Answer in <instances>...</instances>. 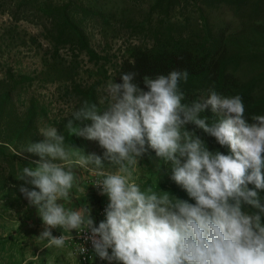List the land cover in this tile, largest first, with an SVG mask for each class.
<instances>
[{
	"label": "clouds",
	"instance_id": "obj_1",
	"mask_svg": "<svg viewBox=\"0 0 264 264\" xmlns=\"http://www.w3.org/2000/svg\"><path fill=\"white\" fill-rule=\"evenodd\" d=\"M136 76L122 73L121 83L109 81L103 108L84 101L71 115L83 126L73 119L65 124L72 136L98 142L103 156L66 146L65 136L47 125L38 129L41 141L16 152L39 157L17 179L43 225L37 240L63 249L69 236L52 230L75 231L84 240L76 249L80 264L81 257L107 264H264V115L247 118L240 95L225 96L215 87L201 93L203 102L182 103L187 70L144 76L147 91L134 82ZM209 106L223 118L209 123L201 115ZM189 123L229 154L210 151L185 129ZM149 149L170 162L171 180L194 203L138 182V162ZM77 168L96 176L92 186L107 198L98 225L88 209L61 203L74 187L83 191Z\"/></svg>",
	"mask_w": 264,
	"mask_h": 264
},
{
	"label": "trees",
	"instance_id": "obj_2",
	"mask_svg": "<svg viewBox=\"0 0 264 264\" xmlns=\"http://www.w3.org/2000/svg\"><path fill=\"white\" fill-rule=\"evenodd\" d=\"M127 1L136 3L140 0ZM217 6L225 8L238 20L237 29L229 31L225 27L207 25L203 10ZM39 10L44 16L42 34L53 55L59 49H65L74 57L83 54L89 62H101L103 56L91 46L71 0H42ZM83 10L96 16L103 15L97 9ZM193 14H197L203 23L199 33L191 29ZM122 25L129 38L136 39L137 44L130 49L129 58L115 67L112 81L121 83L122 73L135 72L134 82L147 91L143 84L144 76L155 78L172 70H187L188 82L180 85L185 93L182 103L203 102L201 93L215 87L225 96L240 95L247 118L264 115V0H152L142 20L132 22L128 18ZM19 82L9 71L0 77V191H16L14 188L21 182L17 180L22 170L21 163L39 160L37 155L27 151L23 156L16 155L22 146L42 140L37 126L41 108L32 99L23 110L15 104L13 96ZM97 86V81L70 82L65 88L69 108L58 119H53L50 125L65 136L66 146L73 144L82 153L90 150L103 156L104 150L98 142L72 136L65 127L67 121L73 119L72 113L84 101L103 108ZM201 115L207 117L209 123L222 118L210 106ZM73 123L83 126L74 119ZM83 123L90 125L91 121ZM185 129L198 136L210 151L229 154L226 146L219 145L214 137L194 124L185 125ZM6 148L10 151H5ZM139 163L149 174L142 184L155 185L157 191H167L180 199L189 200L186 192L171 180L170 162L165 163L149 149ZM151 177L160 178V181L151 184ZM261 195L264 196V193Z\"/></svg>",
	"mask_w": 264,
	"mask_h": 264
},
{
	"label": "rangeland",
	"instance_id": "obj_3",
	"mask_svg": "<svg viewBox=\"0 0 264 264\" xmlns=\"http://www.w3.org/2000/svg\"><path fill=\"white\" fill-rule=\"evenodd\" d=\"M41 1L0 0V77L9 71L20 81L13 96L19 110L24 109L29 99L41 108L37 121L38 129L45 125L51 126L53 119H58L67 112L69 99L65 88L70 82L97 81L98 95L102 97L104 87L112 81L115 67L129 58L130 49L137 44L136 39L129 38L122 24L128 18L132 22L142 20L152 2L71 0L91 46L103 56L100 63L94 64L83 54L74 57L65 49H59L56 55L52 54L41 30L44 21V16L39 10ZM87 8L97 9L103 15L96 16L92 12H85L83 9ZM203 16L207 25L213 27H225L229 31L238 27V20L221 6L204 9ZM190 23L191 29L199 33L203 25L201 18L193 14ZM201 98L204 99L203 96ZM215 113L223 118V113ZM40 138L43 139L42 136ZM5 151L10 149L6 148ZM93 153L89 150L83 154L87 156ZM150 160L155 163L153 157H150ZM34 161L37 160L22 162L21 167H35ZM103 163L106 167L109 166L108 161ZM76 172L83 191L78 192L74 187L70 199L61 203L73 210L88 209L98 225L104 219L103 210L107 198L92 186L96 176L87 169L77 168ZM137 176L138 182H143L149 177L139 162ZM158 181L160 178H150L151 184ZM22 183L21 181L19 185ZM14 189L16 191H0V264H80L68 240L63 249L45 248L46 242L37 240L36 236L43 230L42 222L36 209L31 207L19 192V186ZM52 232L54 236L71 234L59 228L53 229ZM70 253L72 255H69ZM81 264L91 263L81 260Z\"/></svg>",
	"mask_w": 264,
	"mask_h": 264
},
{
	"label": "built area",
	"instance_id": "obj_4",
	"mask_svg": "<svg viewBox=\"0 0 264 264\" xmlns=\"http://www.w3.org/2000/svg\"><path fill=\"white\" fill-rule=\"evenodd\" d=\"M68 241L71 243V246L73 248L74 254L76 255V249L81 245V243H84V240L82 237H77L75 231L70 234ZM86 247L89 249V253L91 252V244L90 242L86 244ZM84 263H91V264H104L107 263L106 261H100L99 258H96L95 261L89 259L86 260L83 257L80 258Z\"/></svg>",
	"mask_w": 264,
	"mask_h": 264
}]
</instances>
